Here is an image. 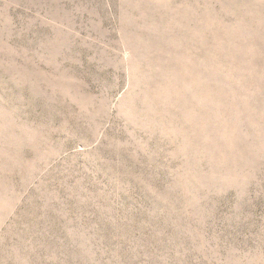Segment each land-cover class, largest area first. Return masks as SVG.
<instances>
[{"label": "rangeland", "instance_id": "rangeland-1", "mask_svg": "<svg viewBox=\"0 0 264 264\" xmlns=\"http://www.w3.org/2000/svg\"><path fill=\"white\" fill-rule=\"evenodd\" d=\"M0 264H264V0H0Z\"/></svg>", "mask_w": 264, "mask_h": 264}]
</instances>
